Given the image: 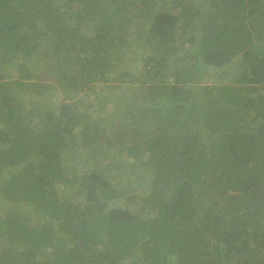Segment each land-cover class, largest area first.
<instances>
[{
  "label": "trees",
  "instance_id": "trees-1",
  "mask_svg": "<svg viewBox=\"0 0 264 264\" xmlns=\"http://www.w3.org/2000/svg\"><path fill=\"white\" fill-rule=\"evenodd\" d=\"M262 43L264 0H0V264H264ZM238 56L234 81L194 82ZM102 80L96 109L130 134L80 110ZM72 148L96 159L73 177L84 204L56 188ZM118 153L144 164L128 188Z\"/></svg>",
  "mask_w": 264,
  "mask_h": 264
},
{
  "label": "rangeland",
  "instance_id": "rangeland-1",
  "mask_svg": "<svg viewBox=\"0 0 264 264\" xmlns=\"http://www.w3.org/2000/svg\"><path fill=\"white\" fill-rule=\"evenodd\" d=\"M169 6V4H168ZM197 30V31H196ZM195 32L196 34L199 33L198 29H196ZM259 40H256V43ZM138 45V40H135L132 44L133 50L137 47ZM262 45H264V43H262ZM150 52L149 49H144L143 52L138 53L137 51L134 53V55L136 56V58H134L133 60H129L127 57L132 54V50L129 51L127 53V55L123 58V62L124 65L128 64L130 69L132 70V72H137V71H142L144 69V57L147 52ZM141 54V55H140ZM44 61V60H43ZM49 67V66H48ZM240 56L235 57L234 59H232L231 61H229L228 63H226L225 65H222L221 67L218 68H210L207 67L206 73L203 74L201 79H194L196 84H213V83H219V84H223V83H229L234 81L236 75L239 73L240 70ZM17 67L14 66V68H10L9 72H11L12 74H15V72L17 71ZM47 69V66L44 68ZM115 74V71H110V76ZM43 76H45L43 74ZM220 76L221 80H220ZM43 80L45 78H42ZM174 81V78H170V81ZM106 81H98L93 85V88L91 89H87L82 91V99H81V105H80V110H82V108L84 109V107L86 109H88L89 112H92L93 115H95L96 117H99L103 120H111V118H115L118 123H119V130L118 132L113 131L111 134L112 136L118 135L119 131L124 130V131H128V133L130 134V129H131V125L130 122L125 121L124 117L122 118V115L119 116V112L117 111V106L112 102V101H108V103L101 109H96L97 105H98V98L97 95L99 93H103L105 89V85H106ZM238 83V81H237ZM130 84H125L124 86H129ZM132 86V85H131ZM26 101H29V103L31 101H34L35 97H33L32 93H27L24 96ZM61 98H63L61 92L59 91H53L52 92V96H51V101L53 102H57L59 103L61 101ZM37 99V98H36ZM94 103V105H92L91 103ZM27 105H29L27 103ZM109 127V126H108ZM111 130V129H110ZM108 129L106 130L107 132H105V135H108L109 132ZM100 150V149H99ZM79 151V152H77ZM76 152L81 154L78 158H75L76 156ZM85 152V151H84ZM83 152V150L81 148H72L69 150H65L62 154V161H63V167H64V171L66 174V177L68 178L67 180L64 179V181H58L56 183V188L58 189L60 195L63 197H65V199H72L74 202L77 203H82L84 204L86 202V199L84 198V195L80 192V188L78 189V182L73 180V177L75 175H80L81 174V170L84 168V166H86V168H92L93 167V161H95L94 159H86V154ZM116 151H110L109 155L112 156ZM107 153H104L102 151L97 152V157L98 156H104ZM119 154V153H118ZM78 155V154H77ZM119 157L123 160H121L122 166L121 167H117L115 165H111L110 169H109V176L112 177L111 179H116L117 182L118 181H122L123 187L128 188L129 186H131L132 184H130V182L127 180V173H125L124 171L129 169L130 171H133L135 174V177L140 178V176L143 174L142 171L144 169V164L140 161L139 164L137 163V161L135 160L134 163L137 165L136 168H134L132 166V161L134 160V158H131L128 154L122 153L119 154ZM146 157V156H144ZM98 159V158H97ZM101 161H105L102 158H99ZM130 176V175H129ZM150 176V174H147L146 177ZM132 177L129 178V180ZM142 181V180H141ZM145 181V180H144ZM130 184V185H129ZM114 185H118L117 183H115ZM129 185V186H128ZM130 191L136 190V186L135 187H130L129 188ZM137 192L135 193L136 195H138V199L135 198L133 195L129 193L128 196L126 197H122L120 198L119 202L120 205L122 206H128L130 207V210L134 209L137 205L136 204H142V199L144 198L143 196L148 192L147 190H143L141 191V189L136 190ZM136 199V200H135ZM135 200V201H134ZM18 207L21 209L23 208L21 205H18ZM16 207H10L8 205L3 204L0 201V216L1 215H5V214H9L13 211V209H15ZM25 209H30V210H34V206H28ZM32 223L36 224L37 221H39V219L37 218L36 215L31 214L30 216V220ZM173 264H179L178 262H173Z\"/></svg>",
  "mask_w": 264,
  "mask_h": 264
}]
</instances>
